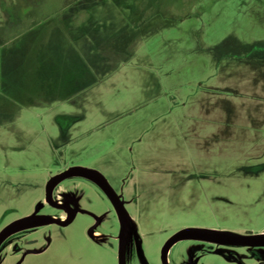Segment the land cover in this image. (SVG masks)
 I'll list each match as a JSON object with an SVG mask.
<instances>
[{"label":"rangeland","instance_id":"rangeland-1","mask_svg":"<svg viewBox=\"0 0 264 264\" xmlns=\"http://www.w3.org/2000/svg\"><path fill=\"white\" fill-rule=\"evenodd\" d=\"M72 165L121 198L127 264H161L181 228L264 233V0H0V230L64 215L44 188ZM52 198L100 224L32 228L49 240L19 261L0 245V264H117L103 190L70 176ZM200 247L178 241L171 264H264V246Z\"/></svg>","mask_w":264,"mask_h":264},{"label":"water","instance_id":"water-1","mask_svg":"<svg viewBox=\"0 0 264 264\" xmlns=\"http://www.w3.org/2000/svg\"><path fill=\"white\" fill-rule=\"evenodd\" d=\"M70 176H81L93 181L97 184L109 200L116 212L117 218L120 224L119 230V245H118V257L119 264H125L123 260V251L125 247V240L127 231L129 229V214L127 213L123 202L121 201L119 195L111 187L107 179L98 170L88 167H83L79 165H72L64 170L53 174L48 178L45 183L44 188V201L50 206L62 209L65 211V219L62 217H53V215L45 213H29L27 215L21 216L14 219L13 221L6 224L0 230V243L2 240L8 236L10 233L29 228L33 226L44 225L48 223H56L58 225L64 226L72 221L75 216L74 208L70 207L69 203L56 201L52 198V190L54 186L66 177ZM203 239L219 243L235 244V245H264V233L259 234H239L227 231H217L205 228H181L171 234L166 241L163 243L160 250V259L162 264L167 263V250L169 246L181 239Z\"/></svg>","mask_w":264,"mask_h":264},{"label":"flooded vegetation","instance_id":"flooded-vegetation-1","mask_svg":"<svg viewBox=\"0 0 264 264\" xmlns=\"http://www.w3.org/2000/svg\"><path fill=\"white\" fill-rule=\"evenodd\" d=\"M261 47V46H260ZM64 170V169H63ZM58 173V172H57ZM121 199V198H120ZM62 202H67L69 203L70 207L76 209L75 210V214L77 212H88L86 211L85 209H79L77 206L73 205L69 200L67 199H63L62 201H59V203H62ZM62 210V209H61ZM81 210V211H80ZM114 210V208H113ZM64 212V215H62L61 217L65 219V211L62 210ZM40 213L38 211H32L30 213ZM90 215H92L94 217V225L95 227L98 226L101 222V215L98 214V215H94V214H91L90 212H88ZM114 213H115V218H116V232L115 233H111V234H108L107 236H109L112 241L115 242V255H116V260H117V264H119V257H118V245H119V230H120V224H119V220L117 218V215H116V212L114 210ZM53 217L57 218V216H54ZM41 226V225H39ZM39 226H33V227H29V228H24V229H20V230H17V231H14L12 233H10L8 236H6L2 242L0 243V245L6 247L8 250H10L11 254L16 256L17 253H20V257L17 259V261L20 260L21 256H24V255H28V254H33V253H36L35 251H33V248L32 246L35 244V243H38L39 241H44V242H47L49 240V237H39V236H33L32 232H30V229L32 228H35V227H39ZM90 232V233H89ZM88 235L93 239V240H98L102 237H104L105 235H102L100 237H92L91 235H95L97 234L98 232L92 230V231H87ZM131 237V241L132 243L134 244H138L139 243V239H138V235H137V231L134 227H132L130 225V221H129V229L127 231V235H126V240H125V247H124V251H123V260H124V263L127 264V255H128V251H127V243H128V237ZM181 240H197V241H201L203 243L206 244V248H202L200 247L202 250H206L207 252H211V253H219V247L220 246H242V247H249L250 250L252 251V248L254 247H257V245H235V244H227V243H219V242H214V241H209V240H203V239H181ZM181 240H177L176 242L172 243L168 250H167V255H166V258H167V263L168 264H171V260L169 258V254H170V249L171 247L176 244L178 241H181ZM166 241V240H165ZM164 241V242H165ZM163 245V244H162ZM260 246H264V245H260ZM162 247V246H161ZM197 248V247H195ZM161 250V248H160ZM192 250V248H191ZM159 258H160V252H159ZM16 261V262H17ZM160 263L162 264L161 262V259H160ZM185 264H197V261L189 258L187 260V262Z\"/></svg>","mask_w":264,"mask_h":264}]
</instances>
